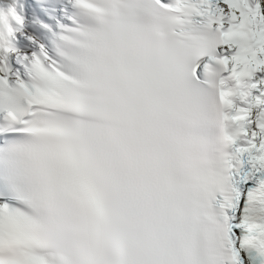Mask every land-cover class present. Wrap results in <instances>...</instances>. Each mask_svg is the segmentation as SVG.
Segmentation results:
<instances>
[{
    "label": "snow or ice",
    "instance_id": "obj_1",
    "mask_svg": "<svg viewBox=\"0 0 264 264\" xmlns=\"http://www.w3.org/2000/svg\"><path fill=\"white\" fill-rule=\"evenodd\" d=\"M0 264H264V0H0Z\"/></svg>",
    "mask_w": 264,
    "mask_h": 264
}]
</instances>
